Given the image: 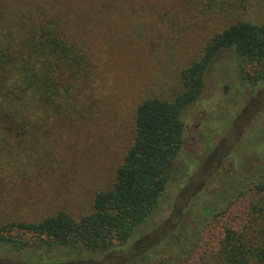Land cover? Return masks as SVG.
<instances>
[{
	"label": "rangeland",
	"instance_id": "rangeland-1",
	"mask_svg": "<svg viewBox=\"0 0 264 264\" xmlns=\"http://www.w3.org/2000/svg\"><path fill=\"white\" fill-rule=\"evenodd\" d=\"M0 3L20 8L35 5L34 16L60 19L65 41L83 57L72 74L63 67L59 71L63 75L59 80L68 89L67 100L36 107L29 135L20 142L0 143V226L36 223L60 212L72 218L88 215L95 195L113 186L133 143L137 107L146 99L170 100L180 90L181 71L201 57L218 31L239 22L264 26V0ZM240 84L234 53L220 52L205 76L197 103L185 114L189 134L195 126L207 146L223 143L220 165L215 160L211 163L215 175L213 187L206 192L208 200L221 189L219 184L229 181L226 169L232 146L238 160L259 159L264 154V146L258 148L264 134V99L249 104L251 86L243 90ZM242 129L252 135L241 138ZM223 132L216 145L211 142L213 134ZM237 135L241 139L235 146L237 140L231 138ZM194 146L198 158L203 146ZM248 146L255 148L252 154ZM256 203L251 194L234 201L203 232L188 264H200L204 254L216 252L226 228L241 231ZM0 256L6 255L0 251Z\"/></svg>",
	"mask_w": 264,
	"mask_h": 264
},
{
	"label": "trees",
	"instance_id": "trees-1",
	"mask_svg": "<svg viewBox=\"0 0 264 264\" xmlns=\"http://www.w3.org/2000/svg\"><path fill=\"white\" fill-rule=\"evenodd\" d=\"M20 7L0 3V143L28 136L36 107L66 101L59 71L63 67L72 74L83 61L65 41L60 19L34 16L35 5ZM222 51L234 53L242 89L251 86L246 101L264 99V26L239 22L218 31L201 57L181 71L180 90L170 100L146 99L137 107L133 143L113 186L95 195L91 212L1 225L0 251L6 256H0V264H188L203 232L245 194L257 203L244 228H226L217 251L204 254L200 264H264V154L238 160L232 146L229 181L208 200L215 175L211 163L220 165L223 143L207 146L195 126L189 134L185 117ZM242 131L241 138L252 135ZM223 133L213 134L211 142L222 140ZM238 138L232 136L233 145ZM199 143L203 148L196 158ZM248 148L251 154L255 150Z\"/></svg>",
	"mask_w": 264,
	"mask_h": 264
}]
</instances>
